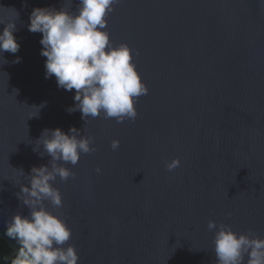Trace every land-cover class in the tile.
Here are the masks:
<instances>
[{
    "label": "water",
    "instance_id": "obj_1",
    "mask_svg": "<svg viewBox=\"0 0 264 264\" xmlns=\"http://www.w3.org/2000/svg\"><path fill=\"white\" fill-rule=\"evenodd\" d=\"M78 2L0 0V21L19 13L20 45L0 55V239L18 250L6 221L29 214L16 196L20 184L33 166L49 165L36 142L42 131L71 127L94 137L95 151L65 165L74 177L52 182L62 206L44 205L72 230L63 247L75 246L78 264H216L218 227L209 230L210 220L264 238V0L114 5L110 41L130 47L148 88L135 120L121 123L69 113L75 89L45 78L42 34L28 30L30 13L73 11ZM176 157L180 166L168 171L165 161Z\"/></svg>",
    "mask_w": 264,
    "mask_h": 264
},
{
    "label": "clouds",
    "instance_id": "obj_2",
    "mask_svg": "<svg viewBox=\"0 0 264 264\" xmlns=\"http://www.w3.org/2000/svg\"><path fill=\"white\" fill-rule=\"evenodd\" d=\"M120 0H79L75 10L64 6L35 7L30 13L28 30L42 34L41 55L46 57L45 78H56L57 86L66 91L75 89L74 107L87 120L101 114L105 119L115 118L117 123L135 120L137 99L148 93L133 62L132 50L126 43L114 46L106 30L107 17ZM15 19L0 21L6 27L0 32V55L15 54L20 45L14 32L19 13ZM138 54V53H137ZM20 62V58L14 61ZM46 104V102H44ZM42 104L40 107H43ZM37 108V107H36ZM38 109V108H37ZM51 157L49 165L33 166L27 186L20 184L17 199L29 208L28 215L14 214L6 221L5 235L19 245L10 264H78L79 256L74 245L68 242L72 230L59 216L48 211L44 205L49 201L61 207L62 196L53 186L57 177L67 181L75 173L65 165L75 166L82 154L95 151L94 137L80 134L75 127L65 133L60 128L45 129L36 141ZM120 141L113 139L111 149L116 151ZM37 151L36 148L33 149ZM180 166V158L165 161L168 171ZM23 173V170H17ZM100 173L101 169L96 168ZM214 237L216 264H264V238L254 234H237L231 225L208 222V229H217ZM247 259L245 260V258Z\"/></svg>",
    "mask_w": 264,
    "mask_h": 264
},
{
    "label": "trees",
    "instance_id": "obj_3",
    "mask_svg": "<svg viewBox=\"0 0 264 264\" xmlns=\"http://www.w3.org/2000/svg\"><path fill=\"white\" fill-rule=\"evenodd\" d=\"M13 252L1 239H0V264H10L11 259L14 257Z\"/></svg>",
    "mask_w": 264,
    "mask_h": 264
}]
</instances>
